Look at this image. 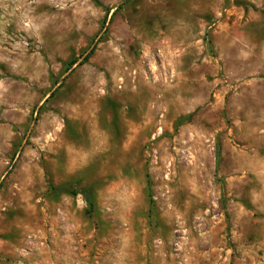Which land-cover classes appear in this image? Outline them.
Masks as SVG:
<instances>
[{"label": "rangeland", "instance_id": "1", "mask_svg": "<svg viewBox=\"0 0 264 264\" xmlns=\"http://www.w3.org/2000/svg\"><path fill=\"white\" fill-rule=\"evenodd\" d=\"M0 264H264V0H0Z\"/></svg>", "mask_w": 264, "mask_h": 264}, {"label": "trees", "instance_id": "2", "mask_svg": "<svg viewBox=\"0 0 264 264\" xmlns=\"http://www.w3.org/2000/svg\"><path fill=\"white\" fill-rule=\"evenodd\" d=\"M97 3H99V0H93ZM126 1H132V0H126ZM105 22L103 23V25L105 26ZM91 53L92 51L85 57V60H88V58L91 56ZM76 64V61L72 62L70 65H69V69L70 70L74 65ZM83 194L86 198V203L88 205V209H86V214L88 215H91L94 208H95V199H94V195H93V192H92V189H84L83 191Z\"/></svg>", "mask_w": 264, "mask_h": 264}, {"label": "crops", "instance_id": "3", "mask_svg": "<svg viewBox=\"0 0 264 264\" xmlns=\"http://www.w3.org/2000/svg\"><path fill=\"white\" fill-rule=\"evenodd\" d=\"M63 222H64V226H62L61 230H59L60 233H62V235L66 237H70L71 240L74 239V237L77 236L76 233H79V229H78L79 226L77 225V223L74 224L72 221H63Z\"/></svg>", "mask_w": 264, "mask_h": 264}]
</instances>
